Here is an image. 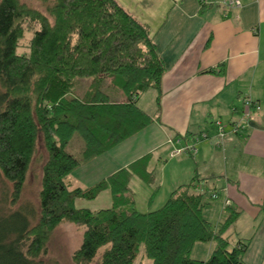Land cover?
Segmentation results:
<instances>
[{
	"label": "trees",
	"instance_id": "trees-1",
	"mask_svg": "<svg viewBox=\"0 0 264 264\" xmlns=\"http://www.w3.org/2000/svg\"><path fill=\"white\" fill-rule=\"evenodd\" d=\"M35 1L42 12L0 0V175L10 185L8 205L20 200L38 143L45 152L36 207L0 216V264H42L63 223L83 229L72 264H244L247 243L224 235L235 213L216 226L206 221L202 209L215 194L196 192L199 179L176 187L154 211L135 209L130 178L152 187L149 156L90 187H72L74 169L150 125L138 98L156 91L158 110L165 67L147 27L114 0ZM76 79L89 81L82 94L74 93ZM105 85L116 87L113 100ZM105 191L109 208L75 207ZM211 243L206 258L192 257L195 245Z\"/></svg>",
	"mask_w": 264,
	"mask_h": 264
},
{
	"label": "crops",
	"instance_id": "crops-1",
	"mask_svg": "<svg viewBox=\"0 0 264 264\" xmlns=\"http://www.w3.org/2000/svg\"><path fill=\"white\" fill-rule=\"evenodd\" d=\"M114 1L147 27L165 67L159 107L148 112L150 125L74 169L72 187H90L149 156L151 190L135 176L129 182L135 209L137 202L144 208L138 212L154 211L176 187L199 179L195 191L218 200L202 209L204 219L216 226L235 213L225 237L247 243L244 264H264V0H240L239 7L228 0ZM243 99L255 108L232 134L228 123L239 121ZM217 120L225 126L221 140ZM201 133L207 139L197 143L195 155L183 153ZM199 245L191 255L201 260L213 243Z\"/></svg>",
	"mask_w": 264,
	"mask_h": 264
},
{
	"label": "rangeland",
	"instance_id": "rangeland-1",
	"mask_svg": "<svg viewBox=\"0 0 264 264\" xmlns=\"http://www.w3.org/2000/svg\"><path fill=\"white\" fill-rule=\"evenodd\" d=\"M20 3H24L25 5H28L31 8H35L38 11L42 12L41 6L35 1V0H18ZM29 37V34H25L24 40L20 43V47L18 48V53L24 52L25 50V44L27 42V38ZM76 84L74 86V93L82 94V92L85 89L86 84L89 82L86 79L81 80H75ZM116 90V87L113 86H104L102 91L109 92V96L111 99H114L116 93H114ZM154 91L149 90L138 98V106L141 110L149 114L150 112H153L154 106H155V100H154ZM149 112V113H148ZM73 143L76 145L79 144L76 139H73ZM39 145V143H38ZM37 145V154L36 159L34 158V162L30 165L27 177L24 182V187L21 192L20 200L17 202L16 205L10 206L9 204V191H10V185H7L5 181L2 179L0 175V216L1 215H7L11 211H19L20 209L27 208V207H33L36 206V197L37 192L39 190V179L41 176L40 172V162L38 161V156L42 159L45 156V152L42 149L41 145ZM72 153H76L74 149L71 151ZM154 183V182H153ZM139 186L140 184L137 183ZM144 185V184H143ZM147 186V185H146ZM149 187V186H148ZM152 187H150L151 190ZM218 200L212 199L210 200V204L214 205L216 204ZM75 207L77 208H84L89 209L90 211H97L98 209H106L110 206V197L108 192H102L98 195L97 198L93 200H76L75 201ZM162 204V203H161ZM160 204V205H161ZM159 205V207H160ZM162 206V205H161ZM157 207V208H159ZM142 205H140V202H137V209L142 211ZM153 209L152 207L150 208ZM34 224V220L32 219L30 221V226ZM83 229L81 227H76L68 223H63L58 225L54 232L50 235L49 241L46 244V253L44 256H41L38 258V261L42 264H72L70 260L71 254L77 250V247L81 240V233ZM202 245V244H200ZM199 245V246H200ZM135 264H138L136 262Z\"/></svg>",
	"mask_w": 264,
	"mask_h": 264
},
{
	"label": "built area",
	"instance_id": "built-area-1",
	"mask_svg": "<svg viewBox=\"0 0 264 264\" xmlns=\"http://www.w3.org/2000/svg\"><path fill=\"white\" fill-rule=\"evenodd\" d=\"M229 7H239L240 6V0H228L227 2ZM242 107L243 110L240 114L239 117V121H233L231 123H228V128L230 130V133L232 134H237V132L246 124L247 121H249V114H250V109L255 108L253 103L251 101H249L248 99H243L242 100ZM217 134H216V139L217 140H221L224 138V136L226 135L225 130H224V125L219 122L218 120L216 122L213 123ZM207 139L206 134L201 133L198 136H195L192 139L191 144L185 146V148L183 149V153H187V154H191V155H195L196 152V145L198 142L204 141ZM226 205H228V202H225Z\"/></svg>",
	"mask_w": 264,
	"mask_h": 264
}]
</instances>
